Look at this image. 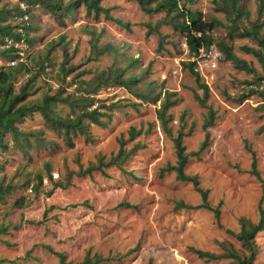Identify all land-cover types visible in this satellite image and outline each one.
<instances>
[{
    "label": "rangeland",
    "instance_id": "1",
    "mask_svg": "<svg viewBox=\"0 0 264 264\" xmlns=\"http://www.w3.org/2000/svg\"><path fill=\"white\" fill-rule=\"evenodd\" d=\"M99 3L122 23L102 14L94 19L82 5L62 23L39 4L30 8L26 20L31 28H16L31 40L22 51V61L35 74L34 91L26 104L40 102L44 94H53L61 86V95H77L80 79L116 66H128L123 77L136 78L129 83L132 94L157 95V101L140 100L122 87L96 85L84 92L93 94L92 106H116L106 110L108 117H100L107 118L104 127L87 124L88 140L76 133L70 138L71 147L66 146L37 111L16 124L26 141L5 134L6 148L0 146V184L12 188L0 200V264H58L53 252H62L67 264H78L95 255L116 257L129 249L121 259L96 264H145L149 258L151 264H234L230 258L199 259L189 248L222 254L229 245L247 254L226 230L236 233L239 218L256 222L259 209L264 211V98L260 95L264 94V70L256 57L242 49H258L255 40L236 35L252 22L261 25V32L264 7L258 17L257 0H235L233 5L230 0L185 1L184 7L200 12L202 19L219 21L210 35L220 58L195 60L182 35L159 22L163 12L146 14L133 0ZM15 5L25 8L16 0H0L1 10ZM19 21L18 16H11L0 24ZM157 23V32L145 35L146 24ZM219 42L253 71L234 68L224 58ZM8 61L0 56V66H7ZM189 61L194 62L192 71L197 78L184 65ZM62 62L74 69L60 82ZM28 75H16L14 91ZM251 89L254 93L241 97ZM164 93H172L169 99L175 100L164 112L168 133L155 115ZM203 94L200 104L196 96ZM207 108L215 115L213 124L204 130L201 125ZM51 111L59 119L73 120L63 103L55 102ZM131 127L139 133L128 139ZM178 130L188 153L183 171L196 176L198 186L207 191V204L218 208L217 218L209 209L175 207L180 201L189 206L201 202L189 181H178L173 171H162L175 164L173 138ZM205 132L208 144L195 156L191 152L197 150ZM120 144L130 150L120 166L102 167L103 174L98 170L78 174L79 169L96 165L99 156L114 155ZM252 155L258 177L250 172ZM35 173L41 177L36 195L31 191ZM48 175L51 180L67 182L66 187L46 195L44 191L51 186ZM17 199L24 205L14 204ZM123 202L132 207L120 205ZM253 244L251 264H264V228L254 235Z\"/></svg>",
    "mask_w": 264,
    "mask_h": 264
},
{
    "label": "trees",
    "instance_id": "2",
    "mask_svg": "<svg viewBox=\"0 0 264 264\" xmlns=\"http://www.w3.org/2000/svg\"><path fill=\"white\" fill-rule=\"evenodd\" d=\"M18 3L25 5V8L22 9L18 5H15L11 10H1L0 9V22L4 21L7 17H19L20 21L17 24L11 25L10 23L0 24V56L6 60H11L14 58H22L18 52L21 50L24 52L26 45L31 44L30 38L26 36V34L17 31L16 28L20 27L27 31L30 27L29 21L27 19V15L34 5L39 4L44 9H47L58 21L62 23V19L69 15L70 12L76 9L77 6L82 5L84 7V11L86 15L91 16L94 19H97L100 14H102L103 18L109 19L117 24H121L122 22L119 19H113L108 14V8H105L100 5V0H68L65 3H61L60 0H16ZM138 5L139 9L146 13H156L163 12L164 16L159 20L160 23L170 26L173 30L179 32L183 39L184 44L188 49V52L192 54L199 47H208L213 44V39L210 35L211 30L215 25L219 24V21L215 19L204 20L202 19V14L198 11L189 10L184 7L185 1L191 0H133ZM182 1V2H180ZM235 0H230L231 5ZM264 0H257V16H261L263 13ZM237 13H240V10L236 9ZM23 17V19H22ZM147 28L145 31V35H148L152 32H157L158 23L151 26L146 24ZM259 24L252 22L250 27L247 29H242L237 32L236 35L238 37H248L257 43L259 46L258 49L250 48L244 46L242 49L246 53L252 54L256 59L260 62L262 69L264 70V29L260 32ZM7 40H11V45L9 47H5V43ZM13 44H18L14 47ZM218 47L223 52V56L226 60H229L233 67L236 69L244 70L247 72L253 71L244 60L237 58L235 55L231 53L229 48H227L224 44L219 42ZM52 48L53 44L50 45ZM136 60H131V63H134ZM17 63V64H16ZM15 66L8 65L3 67L0 66V146L2 148H6V143L3 141V137L5 134H10V136L15 139L16 136H22L24 141H26V136L20 131L17 130L16 124L19 123L23 117L29 115L33 111L39 112L44 118L48 128L52 130L55 134L61 135L63 138L64 144L68 147H71V136L80 134L85 140L89 139V134L87 133V124H94L98 127H104L107 121V118L100 119V117H108L110 114L106 112L107 109H111L116 106L115 103L109 104H100L98 106H92L94 102L93 94H85L84 92L89 93L96 85L101 87L108 86H118L126 89L128 92L131 91L129 83H134L136 78L133 76L123 77V74L126 72L128 66L124 67H114L108 68L106 71H99L95 75L91 76V78L87 80L80 79L78 81L77 87V95H73L72 93H65L61 95L60 91H64L63 86H61L60 90H56L53 94H44L40 100V102L33 103L31 105H27L25 99L32 94L34 91L33 81L35 79V74L30 73L31 70L26 66V63L21 60L17 61ZM13 64V65H14ZM186 65L190 72L197 78V74L192 71V66L194 65L193 61L187 62ZM60 72H62V76L59 78L60 82H63L65 74L71 72L74 67L73 66H64L62 62L59 65ZM29 74L27 79L24 80L16 89L13 90V84L16 80V75L19 73ZM264 77V76H263ZM263 78L256 77V80H260ZM249 84V82H247ZM131 93V92H130ZM254 93V90H249L247 93L241 95L242 98L246 97ZM132 94V93H131ZM136 98L143 101H151L154 103L157 101L158 96H150L148 94H139L133 93ZM172 93H164V97L159 104V107L155 110L156 119L159 122L162 130L165 133H168V128L166 127L167 118L164 116L165 110L174 103V99L170 100L169 96ZM260 95L264 98V94ZM203 94L202 98L196 96V100L203 104ZM240 97V98H241ZM55 102L63 103L67 106L70 115L73 120H64L59 119L56 116L51 114V107ZM99 108H104V111H99ZM215 112L207 108L205 113L202 129H206L207 127L213 124ZM28 135L34 137V133L32 131L27 132ZM139 130H135L134 128H129L128 130V139H133L136 135H138ZM182 132L180 130L177 131L175 137L173 138V145L175 149V164L166 166L162 171H173L174 178L178 181H189L193 188L199 193L201 202L195 206H189L184 204L183 202H177L176 208H205L212 211L213 216L215 218L218 217V208H211L207 204L206 196L207 191L205 189H201L198 186V181L196 176H188L184 173L183 168L186 163L188 153L184 152V146L181 144ZM208 144V134L204 133L203 140L200 142L196 151L191 152L193 155H198ZM130 151V150H129ZM129 151H125L122 148L121 144L118 147L116 153L114 155H110L107 159H104L103 156H99L96 161V165L89 164L84 170L78 171V174L88 173L91 170H98L102 174V167H107L111 165L120 166L121 163L128 157ZM45 169L48 170V165L45 164ZM250 172L258 177V173L255 170V162L252 155V160L250 164ZM72 174L71 171L68 172V177ZM34 178L36 182L31 185V191L34 195L38 193V187L41 184V177L38 173L34 174ZM48 179H50V175H48ZM50 188L45 190L44 193L49 195L55 188H65L66 183H61L58 180H49ZM12 186L10 184H6L3 186L0 184V200L3 199L4 195L10 191ZM14 204L19 206L24 205L21 199H17L14 201ZM122 206H129L126 202L121 203ZM239 230L236 233L231 232L230 230H226V232L232 236H234L239 242L242 248L247 251V254L241 255L233 250L231 246L224 247L222 254L210 253L207 251H202L195 248H189V250L195 254V256L202 260H215L218 258H230L233 259L234 264H251V261L254 257V244L253 238L254 235L264 228V211L259 209L258 219L256 222H251L245 218H239ZM48 251L53 252L49 246H46ZM132 249L127 250L125 253L120 254L119 256L114 257H101L95 255L89 262L78 263V264H96L102 261H109L112 259H121L129 254ZM58 258V264H67L64 262V254L62 252H53ZM145 264H151V259L149 258Z\"/></svg>",
    "mask_w": 264,
    "mask_h": 264
},
{
    "label": "built area",
    "instance_id": "3",
    "mask_svg": "<svg viewBox=\"0 0 264 264\" xmlns=\"http://www.w3.org/2000/svg\"><path fill=\"white\" fill-rule=\"evenodd\" d=\"M11 45V40H7L5 43V47H9ZM14 47H16L18 44H13ZM20 56H22L23 52L22 50L18 52ZM220 51H218L216 48H213V46L208 47H199L197 50L192 54V59L195 60H206L207 58H213L218 59L220 58ZM22 58H14L8 61V65H13L17 61L21 60Z\"/></svg>",
    "mask_w": 264,
    "mask_h": 264
}]
</instances>
